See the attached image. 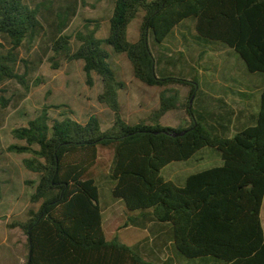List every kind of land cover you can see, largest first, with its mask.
<instances>
[{
    "label": "trees",
    "instance_id": "obj_1",
    "mask_svg": "<svg viewBox=\"0 0 264 264\" xmlns=\"http://www.w3.org/2000/svg\"><path fill=\"white\" fill-rule=\"evenodd\" d=\"M137 18L138 36L132 41L128 28ZM188 18L195 21L199 38L226 44L249 71L264 74V0H115L107 36L78 33L81 44L70 55L83 61L89 83L93 73L101 78L98 101L113 112L111 128L103 131L95 115L82 123L68 115L50 118L44 109L14 129L25 144L9 150L28 153L23 163L39 175L30 198L40 206L19 223L28 236L26 264H160L118 236L107 238L99 202V183L107 176L113 196L124 204L126 224L170 223L175 250L192 264L208 258L214 264H264V87L258 111L233 135L228 134L230 116L199 115L190 102L187 126L153 124L177 108L176 96L166 95V89L147 120L129 125L121 115L119 95L126 84L111 65L112 53L125 56L133 78L146 86L178 83L190 87V98L196 93V79L156 73L149 45L150 34L163 42ZM41 28L23 0H0V38L14 49L31 42ZM16 76L0 59V81ZM205 118L210 127L202 123ZM208 147L220 152L221 165L189 175L182 185L162 175L168 164L187 161ZM101 149L112 152L107 174L97 171Z\"/></svg>",
    "mask_w": 264,
    "mask_h": 264
},
{
    "label": "rangeland",
    "instance_id": "obj_2",
    "mask_svg": "<svg viewBox=\"0 0 264 264\" xmlns=\"http://www.w3.org/2000/svg\"><path fill=\"white\" fill-rule=\"evenodd\" d=\"M114 1L23 0L36 12L42 25L41 32L32 36L31 42H24L16 49L0 38V59L6 60L17 75L0 81V264H26L28 236L19 223L27 221L29 212L40 206V202H32L30 198L39 175L23 163L30 155L9 150L13 144H25L15 136L14 129L26 126L44 109L50 118L61 119L68 115L85 123L95 115L103 131L112 126L113 112L98 101L102 91L101 78L93 73L89 83L83 61L72 59L70 55L81 44L78 33L93 32L96 38L107 36ZM139 24L140 18L130 23L129 40L137 38ZM58 40L67 41V44L62 46ZM149 45L159 76L196 79L199 88L190 98L189 86L178 83H169L165 87L146 86L133 78L131 63L125 56L112 53L111 65L126 84L119 99L121 115L127 124L136 125L147 120L159 107L160 93L165 89L166 95L176 96L177 108L168 111L159 123H153L155 125L187 126L188 102L195 113L202 105L216 111L220 103L215 99L228 101L234 109L249 107L250 111H258L264 74L249 71L239 54L226 44L199 38L192 18L185 19L163 42H157L150 34ZM105 48L110 50L108 45ZM202 123L210 127L211 120L205 118ZM111 158V151L101 149L97 171L107 174ZM221 161L220 152L208 147L187 161L168 164L162 175L177 180L172 176L173 169L186 177ZM99 188L107 238L119 236L124 242L131 240L132 233L120 227L127 215H123L124 204L113 196V181L109 176L100 181ZM262 221L264 224V206ZM135 233L139 236L142 231ZM182 262L192 264L187 258Z\"/></svg>",
    "mask_w": 264,
    "mask_h": 264
},
{
    "label": "crops",
    "instance_id": "obj_3",
    "mask_svg": "<svg viewBox=\"0 0 264 264\" xmlns=\"http://www.w3.org/2000/svg\"><path fill=\"white\" fill-rule=\"evenodd\" d=\"M219 101V108L214 111L212 109H208L207 106H203L197 110L199 115L203 116H213V117H223L230 116L232 119L231 122V128L228 132L229 135H233L237 129L242 128L245 126L248 122L251 121L250 117L255 112L253 110H249V107L241 108V109H234L229 105L228 101L215 99ZM244 100V99H241ZM250 100V99H248ZM217 119V118H216ZM222 161L220 162L221 165ZM215 165V166H218ZM214 167V166H212ZM211 168V167H208ZM207 168V169H208ZM205 170V169H202ZM197 170L196 172L202 171ZM175 173H173V177H175L177 180H172V178H168L167 180H171L175 182L178 185H182L185 183L186 178L191 175H187L186 177L179 175L176 170L173 169ZM195 172V173H196ZM193 174V173H192ZM119 202H122L121 200H118ZM123 203V202H122ZM264 206V205H263ZM263 210V208H262ZM262 210H261V217H262ZM125 209L123 212V215H125ZM127 215V214H126ZM102 216H103V227L106 233V227H105V210L102 209ZM127 216L123 220L122 227L123 230H127L128 232L132 233L131 240H121L131 246H134L141 254H143L146 258L149 260L160 263V264H183V257L178 254V252L175 250L174 247V239L172 234V225L170 223H162V222H155L152 221L148 224L146 228L142 227H136L131 224L127 223ZM136 230L142 231V233H139L140 235L136 234ZM107 236V235H106ZM109 239V238H108ZM215 262L212 260V258H208L207 262L205 264H214ZM196 264H199V261L196 262Z\"/></svg>",
    "mask_w": 264,
    "mask_h": 264
},
{
    "label": "water",
    "instance_id": "obj_4",
    "mask_svg": "<svg viewBox=\"0 0 264 264\" xmlns=\"http://www.w3.org/2000/svg\"><path fill=\"white\" fill-rule=\"evenodd\" d=\"M184 131L180 132L179 134L183 133Z\"/></svg>",
    "mask_w": 264,
    "mask_h": 264
}]
</instances>
